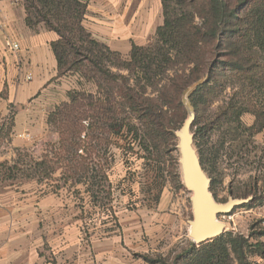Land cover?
I'll return each mask as SVG.
<instances>
[{"label":"trees","instance_id":"1","mask_svg":"<svg viewBox=\"0 0 264 264\" xmlns=\"http://www.w3.org/2000/svg\"><path fill=\"white\" fill-rule=\"evenodd\" d=\"M87 2L24 0L26 25L32 28L42 24L58 36L51 44L57 77L74 74L80 80L94 82L98 93L106 92L104 97H95L71 90L67 92L68 102L60 104L48 116V124L58 133V153L64 160L59 168L65 183L89 181L84 176L89 169L85 163L91 146L78 143L80 137L85 138L82 124L89 117L100 125L95 129L105 130L108 135L128 127V115H134L147 128L163 127L176 132L186 119V111L196 110L199 103L195 97L214 96L216 87L229 76L250 90L253 97L225 108L223 119L226 122L232 119L237 127L225 130L221 148L227 142L236 143L233 154L238 155L244 140L264 129V0H237L234 4L229 0H160L163 23L156 29L154 41L147 46L132 45L127 59L97 42L84 29L82 21ZM107 62L126 71L127 77L112 74ZM130 75L144 82L140 91L128 86ZM146 87L152 88L157 96L142 97ZM169 113L179 120L172 122L168 118L166 122ZM245 113L252 114L254 122L242 130L239 120ZM92 127L95 126L92 124ZM80 149L86 152L85 157L76 155ZM58 153L56 162H59ZM199 161L206 171L201 158ZM51 164L46 153L33 168L47 177L54 170L49 167ZM14 170L18 169L15 166L7 169L9 174ZM94 185L90 184V188ZM211 187L210 181V193ZM179 188L184 189L181 184ZM98 196L97 191H91L92 200L96 201ZM261 203L264 205V198ZM263 234L264 231L259 236ZM249 250L262 253V244L256 241L251 245L242 236L225 233L204 244L190 242L174 256L171 264H247ZM143 259L149 261L147 256Z\"/></svg>","mask_w":264,"mask_h":264},{"label":"rangeland","instance_id":"2","mask_svg":"<svg viewBox=\"0 0 264 264\" xmlns=\"http://www.w3.org/2000/svg\"><path fill=\"white\" fill-rule=\"evenodd\" d=\"M229 1L234 4L237 0ZM195 22L198 23V20ZM153 41L154 39L145 46ZM111 63L107 62L106 65L112 74L127 77L126 71L117 69ZM172 74H167V78ZM70 76L78 80L75 84L76 90L95 97L106 95L105 91L98 93L94 82H85L74 74ZM135 77L129 76L128 86L140 91L139 88L144 82H139ZM157 94L152 88L146 87L142 97L155 98ZM252 95L250 90L244 89L235 78L229 76L216 87L214 96L207 99L195 97L199 104L194 112L186 111V118L192 120L191 134L195 144L193 147L198 158L202 160L205 175L212 183L211 194L215 202L224 204L229 198L248 199L247 203L233 208L230 213L217 216V220L225 226L223 234L242 236L254 245L259 234L263 232L264 221V216L259 212L264 206L261 203L264 198V129L252 138H246L248 133L246 132L242 151L238 155L233 154V150L236 151L237 148L236 143L227 142L221 148L225 130L237 127L232 119L226 122L222 113L229 104L250 100ZM114 97L119 101L115 91ZM0 98L8 100L7 89L4 88L0 92ZM22 107L12 102L7 103L5 109L0 108V200L10 202V199L14 201L18 198H28L35 191L45 195L59 193L58 198L61 201L72 205L77 223V227L75 222L72 226L73 237L81 241V244L73 249L72 264H102V257L98 255L100 249L112 251L111 256L114 253L111 244L101 246L104 244L103 239L107 238L119 244L115 250L116 260L120 259L123 264H131L133 261L136 264H171L174 256L187 248L190 243L187 225L191 219L190 202L189 194L179 188L181 178L175 131H168L163 127L147 128L134 115H128L126 122L129 126L124 127L119 133L108 135L105 130L95 129L100 125L89 117L85 125L81 123L85 138L80 137L78 141L80 145L91 146L90 149H94L93 151L88 149L91 153L87 154L85 163L89 169L84 179L89 178V181L84 182L85 187L80 184L73 188L71 184L62 180L63 171L59 165H62L64 160L63 155L58 153L59 137L54 127L49 125L50 130L45 139L34 141L28 151L13 150L12 126L16 114ZM167 116L166 122L168 118L172 122L179 120L178 117L174 118L173 113ZM253 122L254 116L245 113L240 117L239 127L246 130ZM92 124L95 127H92ZM95 137H98V140H95ZM46 153L52 163L49 167L54 170L44 177L33 166L39 163ZM57 153L60 155L59 162H56ZM76 155L85 157L86 152L80 149L76 151ZM13 166L19 171L14 170L9 174L7 169ZM92 183L95 185L90 188ZM90 190L99 193L96 201L92 200ZM177 198L180 203L183 202L186 240L182 245L184 247H178L173 251L154 252L147 256L149 261H144L141 255L129 251L127 247L132 246L128 241L134 233V229L132 232L128 230L132 224L130 217L136 215L137 224H142L145 217L140 216L138 210H157L163 201L167 204L169 199ZM103 225L105 226L102 227ZM44 244L47 246V242ZM250 250L246 253L247 264H256L257 254ZM125 251L130 255L125 256ZM119 254L121 256L117 257ZM49 255V253L45 255L46 261L53 259L52 255ZM108 260H112V257Z\"/></svg>","mask_w":264,"mask_h":264},{"label":"crops","instance_id":"3","mask_svg":"<svg viewBox=\"0 0 264 264\" xmlns=\"http://www.w3.org/2000/svg\"><path fill=\"white\" fill-rule=\"evenodd\" d=\"M25 18L24 0H0V92L8 90V100L0 98V108L12 102L23 106L12 126L16 152L28 151L34 141L45 139L50 130L49 114L68 102L67 92L77 89L76 77H57L51 44L58 36L42 24L28 27ZM162 23L160 0H88L82 26L97 42L127 59L132 45L148 44ZM6 42L16 44L18 50L8 51ZM84 182L67 184L77 188L80 184L85 187ZM58 194L35 191L28 198L0 200V264H72L73 249L81 241L73 237L72 226L77 223L72 205L61 201ZM138 211L145 219L138 225L137 216L130 215L128 230L134 229V233L128 241L132 246L127 247L129 251L143 257L184 247V209L178 198L167 204L163 201L157 210ZM259 212L264 216V206ZM262 226L264 231V221ZM258 241L262 253L256 255L255 262L264 264V234ZM103 242L101 246L111 244L114 253L111 256L112 251L100 249L102 264H123L116 260L117 241L107 238ZM48 253L53 259L46 261Z\"/></svg>","mask_w":264,"mask_h":264},{"label":"water","instance_id":"4","mask_svg":"<svg viewBox=\"0 0 264 264\" xmlns=\"http://www.w3.org/2000/svg\"><path fill=\"white\" fill-rule=\"evenodd\" d=\"M192 120L186 118L178 131V165L181 184L189 194L191 219L187 222L188 237L193 244L207 243L223 234L224 224L217 220L220 214H228L233 208L248 202L229 198L226 203H216L209 191L210 180L205 175L193 147Z\"/></svg>","mask_w":264,"mask_h":264},{"label":"built area","instance_id":"5","mask_svg":"<svg viewBox=\"0 0 264 264\" xmlns=\"http://www.w3.org/2000/svg\"><path fill=\"white\" fill-rule=\"evenodd\" d=\"M5 47L8 51H12V52L18 50V46L16 44H11L9 42L5 43Z\"/></svg>","mask_w":264,"mask_h":264}]
</instances>
